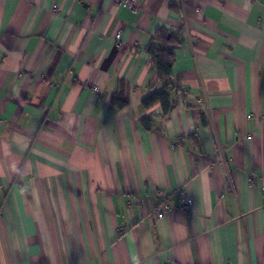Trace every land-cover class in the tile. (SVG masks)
I'll list each match as a JSON object with an SVG mask.
<instances>
[{"label": "crops", "instance_id": "1", "mask_svg": "<svg viewBox=\"0 0 264 264\" xmlns=\"http://www.w3.org/2000/svg\"><path fill=\"white\" fill-rule=\"evenodd\" d=\"M128 1L0 0V264H264V0Z\"/></svg>", "mask_w": 264, "mask_h": 264}, {"label": "trees", "instance_id": "2", "mask_svg": "<svg viewBox=\"0 0 264 264\" xmlns=\"http://www.w3.org/2000/svg\"><path fill=\"white\" fill-rule=\"evenodd\" d=\"M171 6H174L171 4ZM176 41V35L164 29L157 30L147 46V53L150 55V62L157 73V82L160 90L153 92L141 101L142 107L148 112L159 106L162 115L167 116L169 112L177 106L175 100L170 101L171 95L177 91V82L172 78L171 66L173 63V51L169 44ZM113 104L117 107L123 106L122 99H113ZM140 123L147 129L150 119L146 116L139 119Z\"/></svg>", "mask_w": 264, "mask_h": 264}, {"label": "built area", "instance_id": "3", "mask_svg": "<svg viewBox=\"0 0 264 264\" xmlns=\"http://www.w3.org/2000/svg\"><path fill=\"white\" fill-rule=\"evenodd\" d=\"M119 38L120 33H117L115 39L119 41ZM158 194L163 201L154 206L152 213L156 218H161L171 209V205L165 200L168 196L166 193L159 192ZM178 197L180 199V203L178 204L179 207L183 210H187L191 202L188 200L186 193L183 190H180Z\"/></svg>", "mask_w": 264, "mask_h": 264}, {"label": "rangeland", "instance_id": "4", "mask_svg": "<svg viewBox=\"0 0 264 264\" xmlns=\"http://www.w3.org/2000/svg\"><path fill=\"white\" fill-rule=\"evenodd\" d=\"M128 2H130V0H129ZM131 2H132V1H131Z\"/></svg>", "mask_w": 264, "mask_h": 264}]
</instances>
